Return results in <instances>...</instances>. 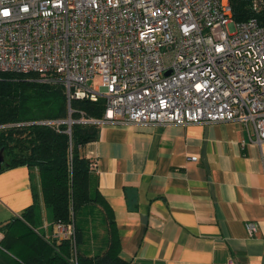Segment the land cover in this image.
Instances as JSON below:
<instances>
[{
    "label": "built area",
    "instance_id": "obj_1",
    "mask_svg": "<svg viewBox=\"0 0 264 264\" xmlns=\"http://www.w3.org/2000/svg\"><path fill=\"white\" fill-rule=\"evenodd\" d=\"M251 7L235 22L229 0H0V72L104 99L97 125L239 122L264 170V0ZM72 232L57 221L54 238Z\"/></svg>",
    "mask_w": 264,
    "mask_h": 264
},
{
    "label": "crops",
    "instance_id": "obj_2",
    "mask_svg": "<svg viewBox=\"0 0 264 264\" xmlns=\"http://www.w3.org/2000/svg\"><path fill=\"white\" fill-rule=\"evenodd\" d=\"M98 126L97 140L82 153L94 161L123 260L264 264V170L239 122ZM33 190L39 191L36 169L0 173V226L32 204Z\"/></svg>",
    "mask_w": 264,
    "mask_h": 264
},
{
    "label": "trees",
    "instance_id": "obj_3",
    "mask_svg": "<svg viewBox=\"0 0 264 264\" xmlns=\"http://www.w3.org/2000/svg\"><path fill=\"white\" fill-rule=\"evenodd\" d=\"M232 18L254 17L252 0H229ZM104 99L67 102L64 84L34 74L0 72V152L7 169H36L39 191L19 216L0 226V264H134L120 257L113 211L93 175L94 161L82 149L96 141ZM51 213L42 230L40 206ZM71 224L67 238H54L55 224Z\"/></svg>",
    "mask_w": 264,
    "mask_h": 264
},
{
    "label": "rangeland",
    "instance_id": "obj_4",
    "mask_svg": "<svg viewBox=\"0 0 264 264\" xmlns=\"http://www.w3.org/2000/svg\"><path fill=\"white\" fill-rule=\"evenodd\" d=\"M94 86H98V83L94 84ZM50 221H51V213L49 210H46L43 214H41L40 225L43 223L48 225L50 224Z\"/></svg>",
    "mask_w": 264,
    "mask_h": 264
},
{
    "label": "water",
    "instance_id": "obj_5",
    "mask_svg": "<svg viewBox=\"0 0 264 264\" xmlns=\"http://www.w3.org/2000/svg\"><path fill=\"white\" fill-rule=\"evenodd\" d=\"M2 165H3V157H2L1 152H0V168Z\"/></svg>",
    "mask_w": 264,
    "mask_h": 264
},
{
    "label": "snow or ice",
    "instance_id": "obj_6",
    "mask_svg": "<svg viewBox=\"0 0 264 264\" xmlns=\"http://www.w3.org/2000/svg\"><path fill=\"white\" fill-rule=\"evenodd\" d=\"M5 14H7V13H5Z\"/></svg>",
    "mask_w": 264,
    "mask_h": 264
}]
</instances>
